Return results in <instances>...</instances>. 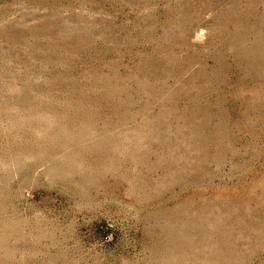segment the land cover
I'll return each mask as SVG.
<instances>
[{
    "label": "rangeland",
    "instance_id": "374dc122",
    "mask_svg": "<svg viewBox=\"0 0 264 264\" xmlns=\"http://www.w3.org/2000/svg\"><path fill=\"white\" fill-rule=\"evenodd\" d=\"M0 264H264V0H0Z\"/></svg>",
    "mask_w": 264,
    "mask_h": 264
}]
</instances>
